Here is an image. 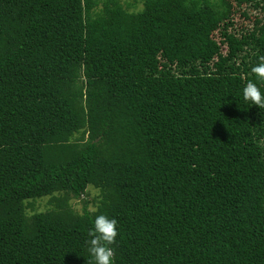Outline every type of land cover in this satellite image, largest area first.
I'll use <instances>...</instances> for the list:
<instances>
[{
	"label": "trees",
	"instance_id": "16d2710c",
	"mask_svg": "<svg viewBox=\"0 0 264 264\" xmlns=\"http://www.w3.org/2000/svg\"><path fill=\"white\" fill-rule=\"evenodd\" d=\"M142 2L0 0V264H264V0Z\"/></svg>",
	"mask_w": 264,
	"mask_h": 264
},
{
	"label": "clouds",
	"instance_id": "9594fccd",
	"mask_svg": "<svg viewBox=\"0 0 264 264\" xmlns=\"http://www.w3.org/2000/svg\"><path fill=\"white\" fill-rule=\"evenodd\" d=\"M256 80L264 82V57L251 68ZM242 98L246 103L264 108V92L257 83L249 80L242 88ZM86 241L89 264H113V249L110 245L117 236V221L104 214L96 215L93 226L88 231Z\"/></svg>",
	"mask_w": 264,
	"mask_h": 264
},
{
	"label": "rangeland",
	"instance_id": "374dc122",
	"mask_svg": "<svg viewBox=\"0 0 264 264\" xmlns=\"http://www.w3.org/2000/svg\"><path fill=\"white\" fill-rule=\"evenodd\" d=\"M104 1L105 0H99V5L96 8L97 10H99V9H101L103 7ZM119 1H121L125 6L126 5H130L129 6V9L130 10H136L137 11V10L141 9L142 6H143L142 0H119ZM242 8L243 9H247L249 11H251L250 9H252L251 6H250V4H244L242 6ZM235 21H236L237 24L238 23L241 24V22H243V19L239 15H236ZM89 191H90L89 197H92V196L96 195V193H97V191L96 190H93V189H90ZM48 199H49L48 196L37 199L34 202V209H28V211L29 212H33L34 210L35 211H42V210H44L45 207H46V204L48 202ZM74 203L76 205V208L80 210V208H81L82 205L80 203H78V202H74Z\"/></svg>",
	"mask_w": 264,
	"mask_h": 264
}]
</instances>
